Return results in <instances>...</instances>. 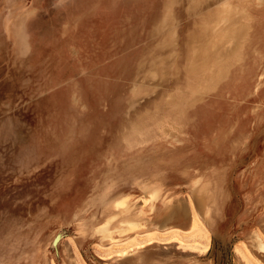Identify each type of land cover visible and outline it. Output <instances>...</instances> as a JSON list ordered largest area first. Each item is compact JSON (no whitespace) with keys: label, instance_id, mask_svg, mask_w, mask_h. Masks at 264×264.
Masks as SVG:
<instances>
[{"label":"rangeland","instance_id":"1","mask_svg":"<svg viewBox=\"0 0 264 264\" xmlns=\"http://www.w3.org/2000/svg\"><path fill=\"white\" fill-rule=\"evenodd\" d=\"M259 242L264 0H0V264H264Z\"/></svg>","mask_w":264,"mask_h":264},{"label":"bare ground","instance_id":"2","mask_svg":"<svg viewBox=\"0 0 264 264\" xmlns=\"http://www.w3.org/2000/svg\"><path fill=\"white\" fill-rule=\"evenodd\" d=\"M197 185H198V184H197ZM157 197H158V196H157ZM126 203H127V202H126ZM122 206H123V205H122ZM122 206H120V207L122 208ZM127 206H128V205H127ZM124 207H126V206H123V210H122V211H124ZM180 207H181V206H180ZM186 209H187V208H186ZM129 211H130V210H129ZM187 211H188V210H187ZM140 216H141V215H140ZM116 217H118V216H116ZM114 219H116V218H113V220H114ZM107 224H108V223H107ZM109 225H110V223H109ZM105 226H108V225H105ZM137 226H138V225H137ZM103 227H104V226H102L101 228L104 229ZM134 227H136V226H133V228H134ZM107 230H108V227H107ZM105 231H106V229H105ZM258 244H259V245H258V248H259L261 251L264 252V243L259 242Z\"/></svg>","mask_w":264,"mask_h":264}]
</instances>
